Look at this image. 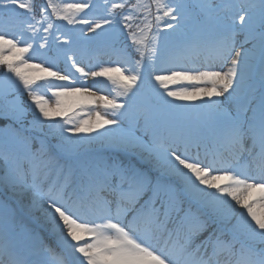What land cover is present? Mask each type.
<instances>
[{
	"label": "snow or ice",
	"instance_id": "1",
	"mask_svg": "<svg viewBox=\"0 0 264 264\" xmlns=\"http://www.w3.org/2000/svg\"><path fill=\"white\" fill-rule=\"evenodd\" d=\"M0 77V264H264V0H0Z\"/></svg>",
	"mask_w": 264,
	"mask_h": 264
},
{
	"label": "rangeland",
	"instance_id": "2",
	"mask_svg": "<svg viewBox=\"0 0 264 264\" xmlns=\"http://www.w3.org/2000/svg\"><path fill=\"white\" fill-rule=\"evenodd\" d=\"M69 2H71V0H69ZM192 2H195V0H192ZM239 38H242V37H238V39ZM34 63H40L41 61L39 60V59H36V60H34L33 61ZM64 65L61 63L60 65H59V67H63ZM0 87H3V80H2V77H0ZM94 91H95V89H94ZM102 94H107V92H104V93H102ZM20 99L21 101H23V103L25 104V105H27V103H28V100L26 99V95H24V96H21V97H17V94H15L14 92H10L9 93V95H8V97H7V99L9 100V101H11V100H13V99ZM177 103H180V104H183V103H185V102H183V101H177ZM195 103H198V101L197 102H195ZM188 115L191 117V118H193V119H195V116H196V112L193 110V111H191L190 113H188ZM30 117H31V113H29V115H28V119L30 120ZM32 118V117H31ZM44 236H45V238H46V241L48 242V243H50L54 248H58V246L54 243L55 242V240H51V238H52V236H53V234L50 232V231H48L47 229H45L44 231H43V233H42ZM54 243V244H53Z\"/></svg>",
	"mask_w": 264,
	"mask_h": 264
},
{
	"label": "bare ground",
	"instance_id": "3",
	"mask_svg": "<svg viewBox=\"0 0 264 264\" xmlns=\"http://www.w3.org/2000/svg\"><path fill=\"white\" fill-rule=\"evenodd\" d=\"M51 240H55V242H54V243H55V244L58 246V242H57V239H56V237H55V235H54V234H53V236H52ZM54 243H53V244H54Z\"/></svg>",
	"mask_w": 264,
	"mask_h": 264
},
{
	"label": "trees",
	"instance_id": "4",
	"mask_svg": "<svg viewBox=\"0 0 264 264\" xmlns=\"http://www.w3.org/2000/svg\"><path fill=\"white\" fill-rule=\"evenodd\" d=\"M42 2H43V0H36V3H37L38 6H39ZM26 99L28 100L27 96H26ZM30 119H31V117H30Z\"/></svg>",
	"mask_w": 264,
	"mask_h": 264
}]
</instances>
